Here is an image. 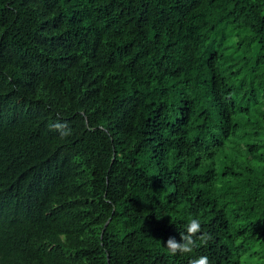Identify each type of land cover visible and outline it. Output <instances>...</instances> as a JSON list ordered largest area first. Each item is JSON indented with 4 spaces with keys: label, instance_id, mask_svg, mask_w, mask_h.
Returning <instances> with one entry per match:
<instances>
[{
    "label": "trees",
    "instance_id": "16d2710c",
    "mask_svg": "<svg viewBox=\"0 0 264 264\" xmlns=\"http://www.w3.org/2000/svg\"><path fill=\"white\" fill-rule=\"evenodd\" d=\"M201 256L264 264V0H0V264Z\"/></svg>",
    "mask_w": 264,
    "mask_h": 264
},
{
    "label": "clouds",
    "instance_id": "9594fccd",
    "mask_svg": "<svg viewBox=\"0 0 264 264\" xmlns=\"http://www.w3.org/2000/svg\"><path fill=\"white\" fill-rule=\"evenodd\" d=\"M51 127L59 132L61 138H65L71 134L66 123L57 122L51 125ZM200 232L201 224L199 219L192 218L185 225V232L180 233L182 242H177L174 237L169 238L165 244V248L168 253L173 256L177 253L190 254L199 246L197 241H199L200 244H206L209 239L206 234L197 235ZM190 264H210V261L207 256H201L197 259L191 260Z\"/></svg>",
    "mask_w": 264,
    "mask_h": 264
}]
</instances>
